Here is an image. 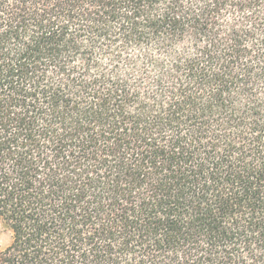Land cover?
<instances>
[{
	"label": "trees",
	"instance_id": "obj_1",
	"mask_svg": "<svg viewBox=\"0 0 264 264\" xmlns=\"http://www.w3.org/2000/svg\"><path fill=\"white\" fill-rule=\"evenodd\" d=\"M0 264H264V0H0Z\"/></svg>",
	"mask_w": 264,
	"mask_h": 264
},
{
	"label": "rangeland",
	"instance_id": "obj_2",
	"mask_svg": "<svg viewBox=\"0 0 264 264\" xmlns=\"http://www.w3.org/2000/svg\"><path fill=\"white\" fill-rule=\"evenodd\" d=\"M0 239H2V236L0 237ZM1 242V241H0Z\"/></svg>",
	"mask_w": 264,
	"mask_h": 264
}]
</instances>
